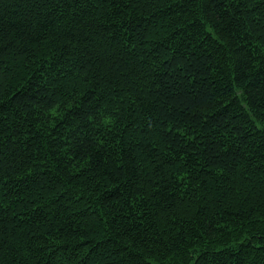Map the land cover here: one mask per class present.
Wrapping results in <instances>:
<instances>
[{"label": "trees", "instance_id": "trees-1", "mask_svg": "<svg viewBox=\"0 0 264 264\" xmlns=\"http://www.w3.org/2000/svg\"><path fill=\"white\" fill-rule=\"evenodd\" d=\"M0 264H264V0H0Z\"/></svg>", "mask_w": 264, "mask_h": 264}]
</instances>
